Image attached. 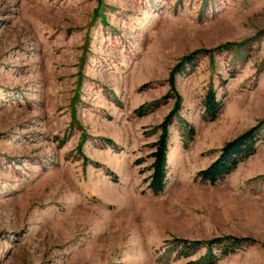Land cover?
I'll return each mask as SVG.
<instances>
[{"label": "rangeland", "instance_id": "374dc122", "mask_svg": "<svg viewBox=\"0 0 264 264\" xmlns=\"http://www.w3.org/2000/svg\"><path fill=\"white\" fill-rule=\"evenodd\" d=\"M263 117L264 0H0V264H264V140L197 177Z\"/></svg>", "mask_w": 264, "mask_h": 264}, {"label": "trees", "instance_id": "16d2710c", "mask_svg": "<svg viewBox=\"0 0 264 264\" xmlns=\"http://www.w3.org/2000/svg\"><path fill=\"white\" fill-rule=\"evenodd\" d=\"M219 49V48H218ZM217 49V51H218ZM212 52V51H209ZM201 51L195 52L190 56L182 58L180 63L175 67L174 72L183 71L184 65L192 66L194 60L201 54ZM171 88L173 89V77L170 79ZM201 106L204 109L205 115L210 121H214L222 109V103L217 100L215 92L208 90L201 101ZM180 110V98L176 94L175 102L170 114L165 118L162 124L158 127L159 136L155 143L152 144V152L149 154L151 163L148 171L150 172L147 180V188L152 193H159L164 189L166 184V161H167V143H168V128L171 125V120L174 114ZM264 140V117L254 126L238 135L234 139L225 143L221 148L218 157L210 163L205 169L197 173V177L201 182L210 185H215L224 180L226 176L232 173L237 166L243 161L253 156L256 152L257 145ZM108 145H112L107 142ZM245 240H235L230 245H225L221 254L229 255L235 251L237 246ZM186 252L182 251V255L187 256L194 253L200 245L210 246L212 243H221V240L215 239L208 242H189L187 240H177ZM191 251V252H189ZM209 264H214L218 259L210 258Z\"/></svg>", "mask_w": 264, "mask_h": 264}, {"label": "bare ground", "instance_id": "6f19581e", "mask_svg": "<svg viewBox=\"0 0 264 264\" xmlns=\"http://www.w3.org/2000/svg\"><path fill=\"white\" fill-rule=\"evenodd\" d=\"M81 227V226H80Z\"/></svg>", "mask_w": 264, "mask_h": 264}]
</instances>
